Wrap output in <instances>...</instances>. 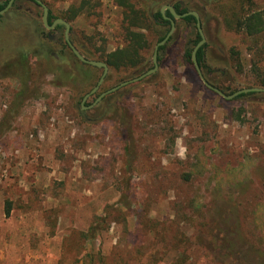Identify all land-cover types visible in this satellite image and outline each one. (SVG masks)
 Segmentation results:
<instances>
[{
    "label": "rangeland",
    "instance_id": "374dc122",
    "mask_svg": "<svg viewBox=\"0 0 264 264\" xmlns=\"http://www.w3.org/2000/svg\"><path fill=\"white\" fill-rule=\"evenodd\" d=\"M117 1L92 0L70 23L77 49L102 57L126 50ZM190 1L206 37L204 77L227 94L253 88L264 73V35L230 31L208 0ZM14 4L0 18V264H81L99 247L106 264H264V97L226 100L208 89L184 60L195 30L181 23L154 75L95 104L154 67L166 28L145 21L149 47L139 66L109 68L83 108L95 78L74 67L68 50L58 59L65 28L47 30V42L43 8ZM79 4L46 5L62 19ZM19 49L31 53L21 99L5 68ZM108 206L119 223L86 244L82 234Z\"/></svg>",
    "mask_w": 264,
    "mask_h": 264
},
{
    "label": "trees",
    "instance_id": "16d2710c",
    "mask_svg": "<svg viewBox=\"0 0 264 264\" xmlns=\"http://www.w3.org/2000/svg\"><path fill=\"white\" fill-rule=\"evenodd\" d=\"M9 1L10 0H0V11H2L7 6ZM17 1L18 0H16L15 3H17ZM28 1L36 5L37 7H41L34 0H28ZM41 1L47 4L49 0H41ZM185 1L186 0H175V1L118 0L117 1L118 6L124 9L125 20L127 22V27L125 31V39L127 42L126 50L120 52L107 53V55L103 53V57H102V56H97L89 51H85L82 48H78V49L86 59L102 61V62L104 61V63H106L109 66V68L112 69L119 70L123 68L137 67L139 66L140 61L142 60L143 52L149 47V41L147 39V36L145 35V33L142 32V30L145 28L144 27L145 21H147L149 24H154L166 28V33L162 38L159 39V43L166 37V35L169 33L171 29L170 21L164 18V16L161 13V10L155 11L154 7H156L158 4L159 5L168 4L169 6H172L179 15H184L186 13L192 12L193 10V8H191L193 1H190L188 3H186ZM258 1L259 0H208V4L212 6L214 11L220 13L227 29H229L230 31H235L237 33L245 34L249 38H255L264 35V9H260V8L253 9L257 5ZM92 4H93L92 0H80V4L76 7L75 6L71 7L68 11L69 15L66 17H62V19L67 21L68 23H72L79 16L88 13L93 8ZM14 6L16 5L14 4ZM166 16L169 18H173V16L168 10L166 11ZM58 19L61 18L54 17L50 10L49 25H53V23ZM181 23L185 24L186 27L188 28L190 26L191 27L193 26L195 30V38L191 41L192 45L185 49L183 55L185 62L187 64L193 65L192 53L194 48L201 41V36L197 28L195 17L187 16L185 18L177 20L176 27L179 28V25ZM63 27L64 26L62 25L58 26L56 30ZM202 28H203V24H202ZM42 29H43L42 35L45 36L47 42H50V40L52 39L50 37L51 35L46 33L47 29L44 27L43 22H42ZM62 47L63 48L61 49V51H58V54L56 53L58 59L64 57L63 56L64 54L67 55L68 53H65V51L68 50L69 55L71 56L70 59L74 62L73 64L74 67L78 68L79 65H84L90 68L91 71L90 78L92 79L95 78V81L91 85L92 88L91 91H92L100 80V77H97L98 68L82 63L74 55V53L72 52L66 41L64 42V45H62ZM164 49L165 46L161 47L159 51H163ZM206 50H207V44H205L197 52V59L202 70L207 68ZM5 68L7 71L9 70L11 72V75H13L18 79L20 86L22 88V92L19 95L21 99V96L25 95L29 86V80H30L29 76L31 73L30 51H28L27 49L24 50L19 49L17 52V58L7 63ZM253 83H254L252 85L253 88L256 87L264 88V73H260L257 76V78L254 79ZM91 91L86 92L82 98H84ZM223 91L225 92V90ZM235 92H231L229 94H227L226 92L225 93L226 95H232ZM249 95H257L264 97V93H250ZM244 96L247 95L242 94L238 96L237 99L242 98ZM109 208L110 207L108 206L105 209L103 216L95 217L88 230L82 234L86 244H90L94 241H97L101 236V233L109 229L113 223H119L117 219L112 218V213L109 212ZM11 210H12V204L10 201H7L6 209H5L6 217H9L11 215ZM261 226H263V224ZM106 260L107 257L103 254L102 247H99L97 253L86 252V254L79 261V263L106 264Z\"/></svg>",
    "mask_w": 264,
    "mask_h": 264
},
{
    "label": "water",
    "instance_id": "95a60500",
    "mask_svg": "<svg viewBox=\"0 0 264 264\" xmlns=\"http://www.w3.org/2000/svg\"><path fill=\"white\" fill-rule=\"evenodd\" d=\"M16 0H10L9 3L7 4V6L0 11V18L2 16H4L5 14H7L13 7L14 3ZM36 3H38V5H40L43 8V17H42V22L44 27L48 30V31H52L53 29H55V27L57 25H62L65 27V40L67 42V44L69 45L70 49L72 50V52L74 53V55L82 62L85 64H88L90 66L96 67L98 69H102L103 70V75L101 76L98 84L96 85V87L85 97L84 102H86V100L94 95L102 86V84L105 81V78L109 72V66L104 63V62H100V61H94V60H88L86 59L81 53L80 51L73 45V43L71 42L70 39V33H71V25L70 23H68L67 21L63 20V19H58L56 20L53 25H49V15H50V10L48 8V6L43 3L41 0H34ZM169 11L171 13V15L173 16V18H169L166 16V11ZM161 13L164 16L165 19L169 20L171 23V29L169 31V33L166 35V37L156 45L155 47V51H154V55H153V65L154 67L150 70H148L147 72L143 73L142 75H140L139 77L130 80V81H126L122 84H120L119 86L104 92L101 94V96L98 98L97 102H99L100 100H102L104 97H106L107 95H110L116 91H118L119 89H121L122 87H125L129 84L132 83H136L139 82L147 77H150L152 75H154L158 69H159V50L161 47L165 46L168 41L171 39V37L173 36L174 32L176 31V21L180 20L182 18H185L187 16H193L196 19V24H197V28L199 31V34L201 36V41L197 44V46L194 48L193 53H192V62H193V66L196 70V72L198 73L200 79L202 80V82L204 83V85L210 89L211 91H213L214 93H216L217 95L221 96L222 98L226 99V100H233L235 98H237L238 96L242 95V94H248V93H264V88H247V89H240L237 92L233 93L232 95H226L223 91H221L220 89L214 87L213 85H211L207 79L204 77L202 69L199 65L198 59H197V52L199 51L200 48H202L205 44H206V37L202 28V23H201V18L199 13L197 12H189L186 13L184 15H179L175 9L172 6L166 5L161 9ZM84 102H83V108L84 107ZM96 102V103H97Z\"/></svg>",
    "mask_w": 264,
    "mask_h": 264
},
{
    "label": "flooded vegetation",
    "instance_id": "af4514ba",
    "mask_svg": "<svg viewBox=\"0 0 264 264\" xmlns=\"http://www.w3.org/2000/svg\"><path fill=\"white\" fill-rule=\"evenodd\" d=\"M12 8H13V7H12ZM58 26H61V25H57V26L55 27V29H53L52 31H49V32H53V31H55L56 28H57ZM50 37H51V36H50ZM65 41H66V40H65ZM88 60H89V59H88ZM84 64H85V63H84ZM86 65H88V64H86ZM102 75H103V74H102ZM100 78H101V77H100ZM105 79H106V78H105ZM97 84H98V83H97ZM118 86H119V85H118ZM116 87H117V86H116ZM114 88H115V87H114ZM112 89H113V88H112ZM110 90H111V89H110ZM108 91H109V90H108ZM106 92H107V91H106ZM116 92H117V91H116ZM114 93H115V92H114ZM112 94H113V93H112ZM87 95H88V94H87ZM87 95H86V96H87ZM86 96H85V97H86ZM100 96H101V94H100ZM100 96H99V97H100ZM108 96H109V95H107V96L104 97L103 99L107 98ZM85 97L83 98V101H82V107H83V102H84ZM90 97H91V96H90ZM90 97H89V98H90ZM99 97H98V98H99ZM98 98H97V100H98ZM103 99H102V100H103ZM97 100L95 101V104L98 103ZM86 101H87V100H86ZM96 102H97V103H96ZM84 103H85V102H84Z\"/></svg>",
    "mask_w": 264,
    "mask_h": 264
}]
</instances>
